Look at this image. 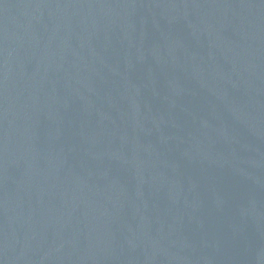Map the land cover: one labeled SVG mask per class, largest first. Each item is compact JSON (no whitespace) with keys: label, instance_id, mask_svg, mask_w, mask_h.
<instances>
[{"label":"water","instance_id":"1","mask_svg":"<svg viewBox=\"0 0 264 264\" xmlns=\"http://www.w3.org/2000/svg\"><path fill=\"white\" fill-rule=\"evenodd\" d=\"M0 264H264V0H0Z\"/></svg>","mask_w":264,"mask_h":264}]
</instances>
